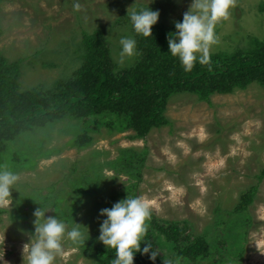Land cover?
<instances>
[{
    "label": "rangeland",
    "instance_id": "rangeland-1",
    "mask_svg": "<svg viewBox=\"0 0 264 264\" xmlns=\"http://www.w3.org/2000/svg\"><path fill=\"white\" fill-rule=\"evenodd\" d=\"M74 3L80 4L78 11ZM261 3L264 0H235L229 17L216 25L218 44L210 55L233 53L248 47L250 38H264ZM190 4L191 0H0V50L9 62L21 63V91H46L70 78L78 67L84 33L100 31L109 42L111 62L120 69L130 67L134 57L123 66L116 59L120 38L136 40L127 11L148 6L159 12L161 25L171 28ZM165 117L169 124L144 138L133 137L132 130L119 132L107 126L94 131L89 122L65 117L47 129L49 139L42 133L34 141L23 139L22 145L31 144L35 157L40 140L43 150L54 152L37 158L32 169L15 172L20 179L11 190L12 203L0 204V264H23L22 247L34 231V217L26 215L29 203L50 208L46 217L62 216L55 214L56 203L50 205L47 197L51 202L59 199L68 208L74 205V215L63 221L69 229L73 222L87 227L90 238L86 242L98 244L100 223L105 219L100 210L127 195L151 202L157 221L186 222L187 233L204 238L208 256L197 264H264V177L260 180L264 88L252 85L232 95H212L210 103L194 94L173 95L167 100ZM84 132L92 145L84 150L71 147L76 134ZM127 150L139 155L140 166L134 170L127 169ZM16 151L28 154L20 146ZM249 196L252 203L246 211L235 213ZM240 214L246 219L242 231L246 236L240 244L239 263L228 256L235 254L239 242L232 245L225 231L228 221ZM87 229L82 227V231ZM151 235L160 253L157 264L164 260L189 264L174 257L162 234L152 229ZM56 264H94V260L84 254L82 244L66 240Z\"/></svg>",
    "mask_w": 264,
    "mask_h": 264
},
{
    "label": "trees",
    "instance_id": "trees-1",
    "mask_svg": "<svg viewBox=\"0 0 264 264\" xmlns=\"http://www.w3.org/2000/svg\"><path fill=\"white\" fill-rule=\"evenodd\" d=\"M258 10L264 14V3L259 5ZM128 22L131 24L129 19ZM174 31V26L167 28L157 21L152 26L151 37L136 34L139 55L134 57L130 67L122 69L111 62L109 42L100 31L94 35L84 33V53L79 56L81 61L78 67H75L70 78L57 81L46 91H21V63L9 62L0 50V168L13 172L32 169L37 158H48L54 150H43L42 140L37 143L36 157L30 152L31 144L22 145V140L34 141V136L40 133L49 139L47 129L65 117L89 122L94 131L107 126L119 132L132 130L135 132L133 137L144 138L152 130L169 124L165 112L167 100L173 95L194 94L199 101L210 103L212 95H232L252 85L264 88V38H250L248 47L233 53L221 51L211 54L207 64L196 63L191 71L185 72L179 61L168 53L167 37ZM91 145L92 138L86 132L77 133L70 144L77 150H84ZM12 146H15L13 154L10 152ZM18 146L28 154L19 155L16 151ZM126 154L125 158L129 162L127 169L134 170L140 166L138 154L131 150H127ZM263 177L264 172L260 180ZM77 191L80 193V188ZM52 200L49 197L45 199L50 205L56 203L55 214L62 213V216H57L58 219L70 220L75 212L74 205L68 208L59 199ZM251 203L249 196L234 212L243 214ZM28 205L30 209L26 215H31L37 205ZM242 214L234 221H228L230 223L225 231L232 245L239 242L235 250L237 253H228L229 258L232 256L239 263L243 255L240 244L246 236L242 232L246 226ZM152 229L164 236L175 258L197 264L208 256L205 239L194 238L187 233L186 222H159L152 215L146 238L156 251ZM144 246L142 242L141 249ZM82 250L94 260V264H111L115 257V250L106 249L101 243L93 241L82 244ZM159 259L160 255L153 262L147 255L136 253L134 264H157Z\"/></svg>",
    "mask_w": 264,
    "mask_h": 264
},
{
    "label": "clouds",
    "instance_id": "clouds-1",
    "mask_svg": "<svg viewBox=\"0 0 264 264\" xmlns=\"http://www.w3.org/2000/svg\"><path fill=\"white\" fill-rule=\"evenodd\" d=\"M234 7L235 0H191L182 21L174 24L175 31L167 37L168 53L179 61L185 72L191 71L196 63L209 62L211 49L218 44L216 25L227 19ZM73 8L78 11L80 4L74 3ZM127 16L135 34L151 37L159 12L147 6L138 11H127ZM137 55V41L131 37L120 38L117 63L123 66ZM19 179L15 172L0 168V204L9 206L12 203L11 190L15 189ZM49 211L52 210L40 206L32 214L34 231L29 235V242L22 247L23 264H56L57 258L63 255L66 240L85 245L90 238L87 227L73 222L69 229L56 215L46 217ZM99 215L105 219L100 223L97 240L106 249L115 250L111 264H134L136 253L147 255L150 261L156 260L160 253L146 238L152 218L151 202L140 196L127 195L111 208L100 210ZM82 227L87 232L82 231ZM141 242L145 244L142 249ZM164 264L173 262L164 260Z\"/></svg>",
    "mask_w": 264,
    "mask_h": 264
}]
</instances>
